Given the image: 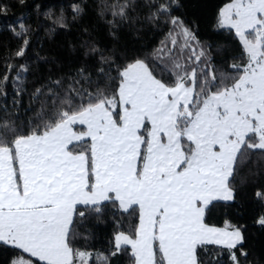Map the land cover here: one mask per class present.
<instances>
[{
  "label": "snow or ice",
  "instance_id": "snow-or-ice-1",
  "mask_svg": "<svg viewBox=\"0 0 264 264\" xmlns=\"http://www.w3.org/2000/svg\"><path fill=\"white\" fill-rule=\"evenodd\" d=\"M177 7L179 0H98L96 15L114 39L122 26L139 33L164 24L167 43L150 54L118 51L85 27L81 59L66 70L48 61L26 121L19 96L44 58L28 54L36 30L23 14L7 25L19 41L5 44L0 75V96L9 82L16 93L11 109L0 105V245L15 253L8 264H89L93 256L110 264L128 245L132 264H260L249 259L243 225L207 221L214 201L236 198L238 178L243 184L264 170V0L219 9L216 27L234 31L240 46L219 65L173 14ZM7 8L0 0V13ZM72 13L71 21L86 15V0ZM44 16L68 26L63 8ZM253 153L256 171L240 176ZM108 205L131 217L114 233L115 251L78 247L89 239L78 225ZM256 222L264 227V215Z\"/></svg>",
  "mask_w": 264,
  "mask_h": 264
},
{
  "label": "trees",
  "instance_id": "trees-1",
  "mask_svg": "<svg viewBox=\"0 0 264 264\" xmlns=\"http://www.w3.org/2000/svg\"><path fill=\"white\" fill-rule=\"evenodd\" d=\"M81 2L82 0H25V3L21 5L19 0H3L8 8L6 15L0 13V75L5 71L2 60L5 44L15 49L19 43L8 31L7 25L17 23L21 14L24 15L25 22L31 24L36 30L33 33L29 56L35 59V53L38 52L44 58L39 62V72H32L28 75L25 84L26 91L19 96L20 105L17 115L20 120L26 121L35 110V106L32 110H28L29 93L47 75L48 61L55 59L61 62L66 70L70 66H75V63L70 65L69 61L77 62L81 59L82 49L79 45L86 38L83 32L85 27L89 28L92 36L98 40L102 47L115 45L118 51L127 50L129 53L150 54L154 49L161 47L162 41L167 43L166 37L171 25L164 24L158 27L144 25L139 33L128 26H122L118 32L119 39H114L110 35L108 26L96 15L98 0H86L87 14L78 17L76 21H71L72 5ZM229 2L231 0H179V7L173 13L184 19L192 27L196 36L206 42L211 50L214 63L218 65L222 61L230 63L231 57L239 52L240 47L238 40L234 39V31L229 33L223 28L216 27L219 9ZM37 5H39V9H37ZM60 8L64 9L65 15L69 18L67 27L55 24V16L51 19L44 16V13L49 9L58 13ZM108 18L111 19V16L109 15ZM49 28L54 31L49 33L47 31ZM225 43L228 48L219 51L217 45ZM74 45L76 46L75 50L73 49ZM168 46L171 47L170 44ZM181 55L187 57L193 54L185 50ZM162 59L167 62L166 57H162ZM18 62L22 63L23 61ZM159 66L160 62L157 61V67ZM224 66L226 67V64ZM4 92L6 97L0 96V105L7 104L11 109L13 97L16 95L11 82L5 86ZM257 155L258 153H253L252 159L241 166L240 176L248 175L250 169L256 171ZM235 183L238 189L236 198L232 201H214L215 206L207 222L213 223L217 227H224L225 221L243 225L246 228L245 235L247 237L244 246L250 253L249 259L259 260L260 264H264V227L256 222L261 215H264V196H257V192L264 193V170L249 176L247 182L243 184L239 178ZM129 223H131V217L114 211L113 207L108 205L102 216L90 217L78 225L79 231L89 239L81 240L77 246L93 253L98 251L107 255L109 252L115 251L114 233L126 231ZM126 248V251L122 249L121 253L111 257L110 264H132L131 248L128 246ZM216 250V248L212 249V251ZM13 254L15 253L10 248L0 245V264H8V260ZM89 264H96L95 256L89 259Z\"/></svg>",
  "mask_w": 264,
  "mask_h": 264
},
{
  "label": "crops",
  "instance_id": "crops-1",
  "mask_svg": "<svg viewBox=\"0 0 264 264\" xmlns=\"http://www.w3.org/2000/svg\"><path fill=\"white\" fill-rule=\"evenodd\" d=\"M220 201H224V200H220ZM128 247H130V248H131V246H130V245H128Z\"/></svg>",
  "mask_w": 264,
  "mask_h": 264
},
{
  "label": "rangeland",
  "instance_id": "rangeland-1",
  "mask_svg": "<svg viewBox=\"0 0 264 264\" xmlns=\"http://www.w3.org/2000/svg\"><path fill=\"white\" fill-rule=\"evenodd\" d=\"M230 3V2H229Z\"/></svg>",
  "mask_w": 264,
  "mask_h": 264
}]
</instances>
